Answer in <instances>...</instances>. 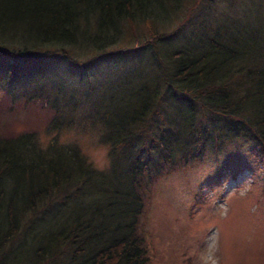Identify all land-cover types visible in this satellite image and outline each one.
I'll return each instance as SVG.
<instances>
[{
	"label": "trees",
	"instance_id": "1",
	"mask_svg": "<svg viewBox=\"0 0 264 264\" xmlns=\"http://www.w3.org/2000/svg\"><path fill=\"white\" fill-rule=\"evenodd\" d=\"M229 8L0 0L1 102L40 98L54 132L0 135V264H150L147 193L171 163L241 139L264 171V16ZM62 128L95 130L107 166Z\"/></svg>",
	"mask_w": 264,
	"mask_h": 264
},
{
	"label": "rangeland",
	"instance_id": "2",
	"mask_svg": "<svg viewBox=\"0 0 264 264\" xmlns=\"http://www.w3.org/2000/svg\"><path fill=\"white\" fill-rule=\"evenodd\" d=\"M217 1L229 6L231 14L264 16V0ZM141 32L151 36L147 28ZM128 38L117 45L130 44ZM3 96L0 92V135L34 130L47 141L54 134L45 128L51 115L47 103L34 98L25 109L1 102ZM58 137L65 143L76 141L95 166L107 165L108 147L95 130L62 128ZM233 143L217 157L208 153L171 163L170 173L160 176L154 191L151 186L144 225L150 264H264V171L249 154L247 142Z\"/></svg>",
	"mask_w": 264,
	"mask_h": 264
}]
</instances>
